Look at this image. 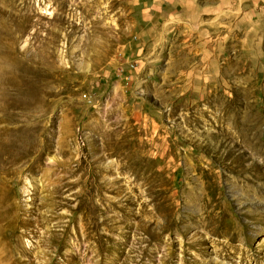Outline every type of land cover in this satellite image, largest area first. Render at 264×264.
Listing matches in <instances>:
<instances>
[{"label": "rangeland", "instance_id": "374dc122", "mask_svg": "<svg viewBox=\"0 0 264 264\" xmlns=\"http://www.w3.org/2000/svg\"><path fill=\"white\" fill-rule=\"evenodd\" d=\"M194 84L232 156L172 133ZM0 264H264V0H0Z\"/></svg>", "mask_w": 264, "mask_h": 264}, {"label": "bare ground", "instance_id": "6f19581e", "mask_svg": "<svg viewBox=\"0 0 264 264\" xmlns=\"http://www.w3.org/2000/svg\"><path fill=\"white\" fill-rule=\"evenodd\" d=\"M195 86L196 84H194L193 86L195 90L187 89L184 91L183 94L185 99L172 104L170 107L169 110L170 116H174L178 109L193 110L182 115V117L180 118L181 120L174 124L172 133H177L178 137L181 139V141H177V142H187V141L194 142L196 143L198 148H200V146L203 145L204 147L209 146L210 149L213 148L215 150H219L222 146H224L225 151L222 153L221 157H219L221 160L232 156L233 154L232 147L229 146L228 143L224 144L221 141L218 142V137H219L218 132L210 127L205 128L203 126L201 127L200 130V123L203 124L208 121L218 123L219 125L223 123V125H221V132L225 137H233L234 131L239 130L241 137L243 139H246L248 137V134L246 133L245 126L243 124L244 121L242 123L241 121L242 119H239L235 115L233 101L230 99L226 100L222 97V93L220 89H218V84L211 86V90L206 95L207 99H204L205 101H198L194 103H192L191 101H187L186 99L187 94L188 96L189 95L195 96L196 94L200 93V87H195ZM196 89H199V91H197ZM209 114H211V116L214 119L210 118ZM180 122L185 123L188 126V128L184 127L183 125H178ZM197 125L199 126V128L196 127ZM200 137H203V139ZM122 144L123 143H121V145ZM166 146L167 148L166 147L164 148L165 152L168 150L169 144L166 143ZM138 148H135L136 152L134 153V155L136 154V156L138 157L137 159L139 165H143L141 162L142 160L143 161L145 160L144 158L145 156L142 153L143 149L142 148L138 149ZM154 158H155L154 159L155 163H160L161 161L164 160L160 155H156L154 156ZM133 160L132 162H135V160L134 161ZM227 216L228 214L224 210L218 212L213 210L210 211L208 215V220L204 225L206 230H208L211 233H228L229 232L228 226L230 225V222L226 220ZM239 232L240 231L231 232L229 234V238L227 242L222 244V248L220 250L224 249L225 247L231 246V242L237 239Z\"/></svg>", "mask_w": 264, "mask_h": 264}]
</instances>
